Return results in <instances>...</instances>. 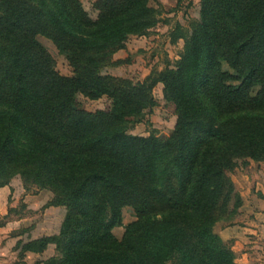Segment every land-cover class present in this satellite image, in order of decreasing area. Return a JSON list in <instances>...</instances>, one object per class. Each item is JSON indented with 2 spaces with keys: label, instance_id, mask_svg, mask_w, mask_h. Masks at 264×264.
I'll return each mask as SVG.
<instances>
[{
  "label": "trees",
  "instance_id": "trees-1",
  "mask_svg": "<svg viewBox=\"0 0 264 264\" xmlns=\"http://www.w3.org/2000/svg\"><path fill=\"white\" fill-rule=\"evenodd\" d=\"M153 1L96 0L93 17L80 0H0V187L20 174L67 207L49 264H239L214 226L217 213L234 216L237 160H264V0H202L176 69L136 84L103 73L156 25ZM39 36L74 76L58 73ZM157 82L175 128L127 133ZM78 94L107 95L112 108L81 109ZM125 207L135 219L118 239Z\"/></svg>",
  "mask_w": 264,
  "mask_h": 264
},
{
  "label": "rangeland",
  "instance_id": "rangeland-1",
  "mask_svg": "<svg viewBox=\"0 0 264 264\" xmlns=\"http://www.w3.org/2000/svg\"><path fill=\"white\" fill-rule=\"evenodd\" d=\"M92 14L96 0H80ZM202 0H155L157 23L146 34L131 35L125 47L117 51L103 67V73L126 78L134 84L143 82L167 68L176 69L185 50L186 40L201 18ZM55 60V68L63 76H74L67 56L47 37H38ZM155 105L145 111L140 122L130 124L127 133L149 137L168 135L175 128L177 114L167 101L164 85L157 82L153 89ZM81 109L96 112L110 110L113 100L107 95L91 99L77 95ZM234 194L230 201L233 218L221 212L214 231L228 242L239 264H264V160H237L230 172ZM54 192L36 183L26 182L16 174L0 187V264H49L60 256L55 237L59 235L68 209L56 204ZM223 215V216H221ZM135 219L132 207L122 210L121 224L113 234L121 239L126 226ZM48 238L41 251L42 239ZM172 264V263H170Z\"/></svg>",
  "mask_w": 264,
  "mask_h": 264
}]
</instances>
